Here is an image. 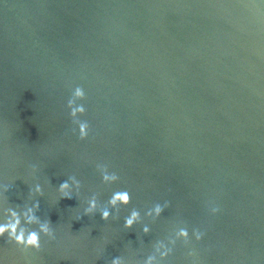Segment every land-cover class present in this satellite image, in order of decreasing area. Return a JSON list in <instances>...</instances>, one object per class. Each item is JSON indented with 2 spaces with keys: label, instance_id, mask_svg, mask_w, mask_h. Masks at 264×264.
I'll return each mask as SVG.
<instances>
[{
  "label": "water",
  "instance_id": "1",
  "mask_svg": "<svg viewBox=\"0 0 264 264\" xmlns=\"http://www.w3.org/2000/svg\"><path fill=\"white\" fill-rule=\"evenodd\" d=\"M37 202L0 264H264V0H0V219Z\"/></svg>",
  "mask_w": 264,
  "mask_h": 264
},
{
  "label": "clouds",
  "instance_id": "2",
  "mask_svg": "<svg viewBox=\"0 0 264 264\" xmlns=\"http://www.w3.org/2000/svg\"><path fill=\"white\" fill-rule=\"evenodd\" d=\"M83 95V91L80 88H76L74 92V96L80 97ZM68 104L70 106V113L72 116H75L77 112H83L84 108L83 105H74L73 100H69ZM80 133L81 135L86 134V124L81 122L79 124ZM103 180L105 181H112L116 179V176L114 173H108L107 171L103 172L102 175ZM72 183H69V180H65L62 183L59 184V189L65 193V195H71L73 188L79 187V181L76 180L74 177L71 178ZM36 192H40L41 188L40 185H35ZM129 201V195L127 191H117L112 194V196L108 200V205H111L113 210L115 209V206L117 203H123L127 204ZM38 202L32 206L27 207L23 211L18 212L15 208H10L8 210V216L4 219H0V236H3L5 233L13 240H15L19 244H23L24 246L28 247H34L39 248L40 246V233L48 234L49 236L52 235L51 229L48 227L47 223H41L39 222L38 216L35 214V211L33 210L34 207L37 208ZM97 209L96 200L95 198L91 199L88 204V208L85 209V213H88L90 211H94ZM161 206L157 204L153 211L156 214H159L161 212ZM99 213L101 215L102 219H107L110 215V209L109 207L105 206L102 209H99ZM23 217V222L22 218ZM139 217V212L133 209L130 214L125 217L124 224L126 227L132 226L136 220ZM37 223L39 225V231L36 229L28 230L26 232V229L24 227L25 224H31V223ZM144 232L148 231L147 225L144 226L143 229ZM178 235L187 237L188 233L186 229L181 228L179 230ZM201 233L196 232L194 233L195 239L200 240L201 239ZM163 248V251L161 250ZM169 252H171V248L164 246L162 243H158L155 247V250L153 253L149 254L145 260L144 264H156L157 261V253L163 257L167 255ZM189 254H191V250H189ZM111 264H121V259L119 256L114 257L111 260Z\"/></svg>",
  "mask_w": 264,
  "mask_h": 264
}]
</instances>
